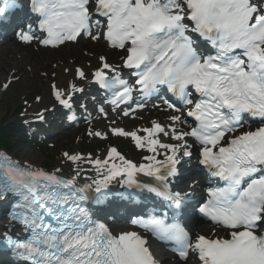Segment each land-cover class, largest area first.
Here are the masks:
<instances>
[{
    "label": "snow or ice",
    "instance_id": "6c2138e0",
    "mask_svg": "<svg viewBox=\"0 0 264 264\" xmlns=\"http://www.w3.org/2000/svg\"><path fill=\"white\" fill-rule=\"evenodd\" d=\"M30 5L41 35L28 25L18 33L24 44L36 40L59 50L88 37L106 49L93 53L95 63L64 67L73 81L49 84L51 104L37 95L34 103L43 106L31 116L24 109L23 124L31 133L48 123L58 105L67 110L68 122L75 121L74 95L89 86L110 93L104 103L126 118L159 98L162 89L176 101L163 98L164 107L153 105L168 113V123L153 119L150 126L125 130L113 118L109 123L116 126L106 131L87 130L100 140L128 139L143 162L116 146L102 157L64 151L52 169L0 152V202H9L11 221L25 232L23 239L13 238L6 229L3 242L23 264H264V0H30ZM19 80L11 74L0 91ZM79 107L88 112V104ZM95 110L108 119L104 106ZM85 164L96 177L82 176ZM185 165L200 179L174 186ZM113 182L132 192L116 194ZM199 188L207 198L190 203ZM135 193L159 198L163 211L135 214L130 227L114 230L115 214L108 222L97 215L103 207L85 206L111 205V198ZM196 213L214 230L190 232L186 221ZM153 240L170 245L171 260H161Z\"/></svg>",
    "mask_w": 264,
    "mask_h": 264
},
{
    "label": "bare ground",
    "instance_id": "6f19581e",
    "mask_svg": "<svg viewBox=\"0 0 264 264\" xmlns=\"http://www.w3.org/2000/svg\"><path fill=\"white\" fill-rule=\"evenodd\" d=\"M86 44H79L76 48V51L71 50V45L67 46L66 49H64L60 53L51 52L50 54L44 53L42 50H39L36 52V54L32 53L31 51L21 50L20 47L16 44H8L6 46H2L0 48V82L5 80V78L9 77L11 74L15 73V75L19 76L20 79H23V85L18 91L19 94H17L15 97H13L12 100L16 98H24L25 100H30L32 93L34 91H38L39 94H42L43 97V104H51L54 101V97L50 96V89L49 84L50 83H58L60 86L66 85L68 82L73 81V73L68 72L64 73L62 69L64 67L74 68L73 62H78L81 65L86 64L88 62L95 63V58L93 56V53L99 54L103 51H105L102 48L98 49H91V45L89 47L85 46ZM82 54H79L80 52ZM87 52L88 55H84L83 53ZM20 54V55H19ZM19 55V57L17 56ZM110 59H114L115 56H113L109 52ZM20 60V61H19ZM69 63H66V62ZM26 64V65H25ZM50 65H55V70L52 72ZM43 72H48L49 75L43 76ZM51 72V73H50ZM55 73V78H52V74ZM4 94V91H0V100L2 99V96ZM43 105H37L35 103H31V107L28 109V114L31 116V113L33 112L34 108H40ZM59 108V105L57 106ZM161 114L158 112H152L151 110H147L143 113V117L145 120L144 122L149 121L150 116H156L159 118ZM3 117V114L0 111V122ZM151 119V118H150ZM126 124V123H125ZM94 125L93 122H91V125L89 127H92ZM147 125V123L145 124ZM21 129V126L18 128V130ZM104 130V129H103ZM116 144H120L121 146V138L114 139ZM111 144H108L107 147H110ZM107 147H103L102 149L98 150V152L94 155L95 156H103L105 149ZM77 147L70 148V151H77ZM61 159V158H60ZM60 159L55 163L57 165L60 162ZM30 162V161H29ZM32 163V162H31ZM84 168L88 169V171L82 176L87 177H95L96 174L94 173V168L91 165L85 164L83 165ZM65 172H67L69 169L65 168ZM82 180V179H81ZM180 183V182H179ZM5 203L0 202V220L2 221L4 218V208ZM118 227V225L115 224V228ZM163 254H160V258H163ZM165 261H168L167 257L165 258Z\"/></svg>",
    "mask_w": 264,
    "mask_h": 264
},
{
    "label": "rangeland",
    "instance_id": "374dc122",
    "mask_svg": "<svg viewBox=\"0 0 264 264\" xmlns=\"http://www.w3.org/2000/svg\"><path fill=\"white\" fill-rule=\"evenodd\" d=\"M22 85V81L19 80V82L14 83L10 87V89L8 91H5V93L3 94V99L0 101V111L3 114V117L10 116L16 109H18L20 112L22 111V108L24 107V100H12L13 97L19 94L18 91L20 90ZM37 93L32 96V102H34L35 97L39 95ZM18 115L15 116V120L19 118L21 119L22 115ZM58 135L59 134L57 130L54 134L51 135L50 139L44 144L43 147H38L37 145H32L31 143H29L28 140L21 137L20 134H15V137L13 139L14 151L12 152V154L16 155L20 159L34 161L38 164L44 163L47 166L54 165L61 156V152L65 150V146L67 143L66 140L58 139ZM72 140L76 141L77 138H74ZM102 147H105V142L97 141L93 143L92 150L94 153H96Z\"/></svg>",
    "mask_w": 264,
    "mask_h": 264
}]
</instances>
